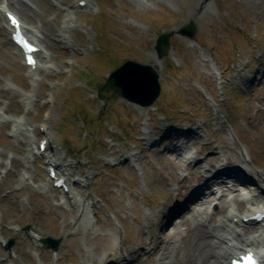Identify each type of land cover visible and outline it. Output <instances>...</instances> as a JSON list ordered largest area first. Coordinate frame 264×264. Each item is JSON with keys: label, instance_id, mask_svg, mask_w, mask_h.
Returning a JSON list of instances; mask_svg holds the SVG:
<instances>
[{"label": "rangeland", "instance_id": "obj_1", "mask_svg": "<svg viewBox=\"0 0 264 264\" xmlns=\"http://www.w3.org/2000/svg\"><path fill=\"white\" fill-rule=\"evenodd\" d=\"M16 1L0 0V8L15 12L30 30L40 20L57 27V17L68 11L76 22L69 35L75 51L56 44L44 49L53 70L36 73L35 102L27 108L7 87L27 92L32 82L0 29V238L14 242L9 251L0 244V264H98L108 241L114 250L106 251V263L117 264L128 248L133 257L152 248L158 235L150 226L158 230L170 208L199 186L201 175L250 166L264 176V0H143L139 7L129 0H91V8L78 14L67 9L73 0H22L36 9L33 14ZM201 3L206 8L191 21L189 14ZM190 24L193 40L176 34ZM160 34H170L171 45L162 59L153 47ZM127 60L157 71L161 91L151 107L110 93L103 92L108 97L103 101L97 98L111 69ZM17 118L36 133L35 143L50 141L63 158L65 175L86 180L84 197L70 187L85 201L79 229L67 227L72 207L69 201L60 204L64 197L47 181L43 162L26 153L23 136L11 138L9 120ZM186 129L192 132L187 137L168 133ZM129 153L138 157L135 168L116 162ZM239 182L226 177L225 188L236 190L224 193L227 209L242 213L256 204L244 198ZM211 189L219 193L216 186ZM214 198L159 234L165 238L162 251L174 264L190 263L182 252L185 241L226 215L217 213ZM26 228L40 239H60L55 256L37 247ZM248 228L243 239L258 232ZM155 259L141 254L136 264H156Z\"/></svg>", "mask_w": 264, "mask_h": 264}, {"label": "bare ground", "instance_id": "obj_2", "mask_svg": "<svg viewBox=\"0 0 264 264\" xmlns=\"http://www.w3.org/2000/svg\"><path fill=\"white\" fill-rule=\"evenodd\" d=\"M10 1V0H7ZM20 0H17L16 3H18L19 9L27 12V13H32V11H30L29 9H27L26 11L24 9H22L20 7L21 3L19 2ZM87 2V6L85 7L86 9H90V3L91 0H73V3L69 6L70 9H76L78 8V5L80 2ZM131 4L136 5L137 7L139 6H143L144 1L143 0H129ZM151 2L152 0H148V2ZM185 1V0H184ZM187 4V2H186ZM206 7L203 6V4H199V6H197L190 14H189V18L192 21L193 17L196 15V13H202V11L205 9ZM76 14H78V11H75ZM58 21H59V25L56 26H50L48 24V22H43V21H38L39 23L33 27L34 30H29L26 29L28 32L30 33V37L32 39V41L34 43H36V45L41 49L40 52H38V54L36 55L38 64L35 68V70H33L32 68L26 67L23 63V65L26 67V73L27 76L30 78L31 80V89L27 92H22L19 91L18 89H15V91L21 96L23 97V102L26 106H29V104L34 103L35 101L33 100L34 96H35V89H36V85L39 83V79L36 78V73L38 74H49L50 71L52 70L50 64L48 63V59L45 53H43V50L47 47L52 48L54 46V44L59 45L61 48L68 50V52L70 51L71 53L74 52V46L72 45V42L69 41L70 37L69 35L71 33H73V30H75V20L73 18L72 15H70L68 12L65 13L64 15H60V17H57ZM55 20V19H54ZM6 20H3V23L0 27V29L4 30L9 36L11 33L8 32V25L6 24ZM25 30V28H24ZM43 49V50H42ZM17 51V50H16ZM15 55L20 54V52H14ZM21 55V54H20ZM36 86V87H35ZM8 90L10 91H14L11 88L7 87ZM2 119V117H0ZM12 123V127L14 126L16 129L13 131L11 130V135L12 136H17L19 137L20 135L24 136V147H26V152L30 155L36 156L38 155V151L34 152L32 149V145H33V136H32V132H24V128L22 125V120H10ZM45 140V139H44ZM148 140V139H147ZM173 152H175V149H170ZM46 152H48V154L46 155L45 160H46V164H48L49 166H55L58 170L62 169L63 167H65V165L62 162V157L60 155H58V153H56L55 151H53V148L51 147L50 141L48 140L47 146H46ZM1 154V153H0ZM242 154V153H241ZM243 155V154H242ZM241 155V156H242ZM1 156V155H0ZM125 157V159L129 160V162L132 163V165L134 166L133 161H135L136 159H138V157L136 156V154L134 153H129V154H122L120 156V158ZM243 157V156H242ZM119 160V158L117 159V161ZM191 159L188 158V161H190ZM244 163H246V160L243 158ZM238 174H241L242 171L240 170V168H238V170L236 169ZM244 177H247L250 181V186H251V191L246 192L245 196L250 197V201H256L257 199H254L252 196L255 195V193H257V189H263L264 190V176L257 174L255 172V170H253L252 168H246V174L244 175ZM73 182V186L76 188V190L79 192L78 195H80L81 197H84L83 194V187L86 183V180H74ZM202 191H207L208 188L206 187H202L201 188ZM67 197L65 198L64 202L69 201L71 202V206H72V214L73 218L71 221L67 222V227H70L72 230H77L79 229V225L82 224V221L84 218V200L82 201L80 198L77 197V195L72 194L71 192H68ZM197 201L192 203V207H194V211L196 212H200L206 204L211 203L212 200L209 198V196H203V193L199 194L198 196H193ZM259 198V197H258ZM193 199V198H192ZM260 199V198H259ZM188 204H191V201H188ZM62 204V203H61ZM94 202L92 201L93 205ZM219 205H220V211H223V207L225 205V198L221 195L219 198ZM183 208V207H182ZM262 208L259 206V204L257 206H255L252 209H248L247 212L252 211L253 209H259ZM191 209V208H190ZM188 209V210H190ZM178 211H173L170 213L169 216H167V220L165 221V224H163L161 227L158 228V230L156 229L155 225H151L150 227L155 228V232L158 236L155 238V242L154 245L152 246V248L149 249V251L147 253H140L143 255H148L149 258H152L153 256L156 257L155 262L156 264H161V262L163 264H174L173 260H171L168 255L166 253H164V251H162V246H163V238L164 236H162V238L159 236V234H161L163 231H165V227H168L169 225H171L172 227V221H174L173 219L171 220V217L174 216L175 214H178ZM174 228V225H173ZM151 230V229H150ZM214 232L217 233L216 235L218 236L219 240H221L220 242H215L214 244L211 243V241L209 240V238L207 237L206 234L207 231H205L204 233L200 231V233L198 235H195L192 237V240H188L185 241L184 245L182 246L183 248V253L184 256H186L188 261H191L192 264H225V260L222 259L220 261H218L219 259L217 258L216 255V250L220 251L223 250L224 253H226V251H233V248H229L228 246L225 245V241L226 242H230L233 243L228 236H232V231L230 232H223L221 230H218L217 228L214 229ZM222 233V234H219ZM225 234V235H224ZM162 235H164L162 233ZM31 236V235H30ZM34 240V242H37V237H33L31 236ZM235 239H237V241L239 242V244H241L242 247H252L251 243H248L246 240L241 239V237H236ZM264 240V235L263 232H260L258 234H256L254 236V238L252 239V242H258L261 243ZM2 241V240H1ZM1 243V242H0ZM113 244V242L109 241L106 243L105 247H103L104 249V255H102L103 257L100 259V262L98 264H106L107 260H108V255L109 253H107L106 251H113V246H111ZM222 245V246H221ZM223 245L225 246L224 249ZM165 246V243H164ZM130 248L127 249L128 253L131 254V252H129ZM111 253V252H110ZM264 253V250L263 252ZM122 256L120 257L123 264H135L136 261L138 260V257L136 258H128L127 255L125 254H121ZM106 257V259H104ZM135 260L133 262L130 263V261ZM187 261V262H188ZM221 262V263H220ZM190 264V263H188Z\"/></svg>", "mask_w": 264, "mask_h": 264}, {"label": "water", "instance_id": "obj_3", "mask_svg": "<svg viewBox=\"0 0 264 264\" xmlns=\"http://www.w3.org/2000/svg\"><path fill=\"white\" fill-rule=\"evenodd\" d=\"M178 33L193 39L195 29L190 25L184 29L181 28ZM158 37L154 47L158 59H161L168 52L170 45L168 35ZM99 91L111 92L114 97H121L141 107H149L159 96L160 84L158 74L151 66L128 61L109 75ZM44 243L56 250L59 240L46 239Z\"/></svg>", "mask_w": 264, "mask_h": 264}, {"label": "snow or ice", "instance_id": "obj_4", "mask_svg": "<svg viewBox=\"0 0 264 264\" xmlns=\"http://www.w3.org/2000/svg\"><path fill=\"white\" fill-rule=\"evenodd\" d=\"M248 259L251 260L252 259L251 256H249Z\"/></svg>", "mask_w": 264, "mask_h": 264}]
</instances>
